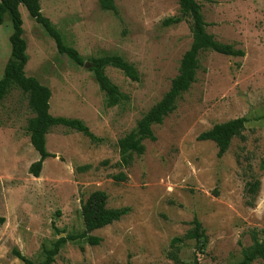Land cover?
Wrapping results in <instances>:
<instances>
[{
	"label": "rangeland",
	"instance_id": "rangeland-1",
	"mask_svg": "<svg viewBox=\"0 0 264 264\" xmlns=\"http://www.w3.org/2000/svg\"><path fill=\"white\" fill-rule=\"evenodd\" d=\"M206 31L244 52L231 57L199 55V68L175 109L152 127L144 153L128 166L118 165L117 140L168 90L192 37L191 21L174 24L177 0H115L118 16L98 0H40L41 13L64 41L84 58L77 66L59 54L54 41L22 5L28 61L25 74L50 89L52 116L80 119L103 141L57 126L46 134L47 158L38 177L28 173L38 159L25 126L32 112L26 97L12 89L0 102V264H23L13 248L37 262L42 246L59 236L83 232L81 201L95 191L107 206L129 207L120 220L61 246L52 264H232L251 244L250 230L264 240V0H198ZM11 23H0V78L10 57ZM119 55L137 70L133 82L114 67L105 74L127 96L107 107L88 70L89 57ZM245 117L243 138H233L223 156L212 141L197 136L213 125ZM123 173L125 181L111 176ZM260 181L253 204L245 184ZM197 218L207 240H185L169 256L173 237L183 236ZM55 226V227H53ZM58 230L60 233L56 231ZM82 248V249H80ZM252 264H264L256 260Z\"/></svg>",
	"mask_w": 264,
	"mask_h": 264
},
{
	"label": "trees",
	"instance_id": "trees-1",
	"mask_svg": "<svg viewBox=\"0 0 264 264\" xmlns=\"http://www.w3.org/2000/svg\"><path fill=\"white\" fill-rule=\"evenodd\" d=\"M177 2L180 16L166 19L164 24H174L182 18H188L191 21V44L183 53L177 74L171 80L168 90L140 117L134 129L117 140L118 165L128 166L133 155L144 153V140H155L152 127L161 124L164 118L174 111L177 98L186 92L195 81L196 72L199 68L198 58L200 53L209 51L231 57H242L244 55L241 49L217 41L212 34L206 31L207 24L204 21L201 12L202 7L198 0H177ZM20 5L25 7L29 16L54 41L59 54L65 55L77 66L84 65V58L75 48L66 44L60 31L47 17L42 15L40 0H0V23L7 15L12 27V32L8 37L10 57L4 65L0 78V102L14 88L20 90L26 97L32 116L26 122L25 131L30 145L38 154V159L29 165L28 173L33 177H38L44 161L53 156L46 150V134L51 128L57 126L68 128L81 133L95 144H99L103 140L95 136L80 119L52 116L49 112L50 89L41 84L35 77L25 74L28 56L19 12ZM98 6L101 10L109 11L118 16L115 0H98ZM88 62V70L91 72L99 90L104 94L107 107L121 104L127 99V96L107 77L105 74L106 67L110 66L118 69L133 82L139 80L136 68L119 55L89 57ZM246 122L245 117H239L215 124L210 129L201 132L197 136V140L212 141L217 148V156L221 157L228 150L233 138H243L242 132L245 129ZM111 178L116 182L126 180L123 173L112 175ZM259 187L260 181L256 178H252L245 184L244 196L247 198L246 203L248 205L253 204ZM80 211L84 227L83 232L59 236L49 247L42 246L43 259L41 261L34 262L30 260L16 248L11 250V254L23 264H52L61 246L67 242H77L84 239L85 243L90 246L98 245L101 239L92 235L91 232L120 220L130 212V208L108 207L107 194L102 190H95L85 200L81 201ZM191 225L192 227L183 236L173 237L170 240L169 256L171 259H174L173 250L185 240H194L200 246L207 240L202 223L196 217L193 218ZM56 231L58 234L60 233L58 230ZM249 234L251 244L242 248L240 258L232 264H252L256 260H264V240L259 238L256 230H250ZM125 264H131L130 255H128Z\"/></svg>",
	"mask_w": 264,
	"mask_h": 264
}]
</instances>
